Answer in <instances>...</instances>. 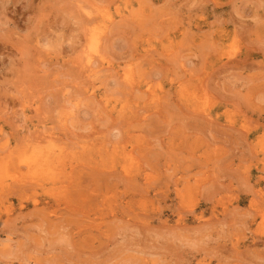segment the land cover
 <instances>
[{
    "label": "rangeland",
    "instance_id": "374dc122",
    "mask_svg": "<svg viewBox=\"0 0 264 264\" xmlns=\"http://www.w3.org/2000/svg\"><path fill=\"white\" fill-rule=\"evenodd\" d=\"M263 67L264 0H0V264H264Z\"/></svg>",
    "mask_w": 264,
    "mask_h": 264
},
{
    "label": "bare ground",
    "instance_id": "6f19581e",
    "mask_svg": "<svg viewBox=\"0 0 264 264\" xmlns=\"http://www.w3.org/2000/svg\"><path fill=\"white\" fill-rule=\"evenodd\" d=\"M102 17V16H101ZM104 18H105V16H104ZM107 19V18H106ZM99 20H100V18H99ZM127 20V19H126ZM104 21V20H103ZM102 22V21H101ZM100 21H98V24H100L101 23ZM119 22V21H118ZM122 22V21H121ZM132 22V21H131ZM167 22V21H166ZM104 23V22H103ZM120 23V22H119ZM111 26H112V24H110ZM114 25H116V24H114ZM100 26V25H99ZM104 26H105V23H104ZM104 26H102V27H104ZM108 27V26H107ZM92 29V28H91ZM102 29H105V28H102ZM101 31V28L100 27H98L97 26V28H94L93 30H92V34L90 33L91 32V30H90V34H91V37H90V35H89V37H87V38H89L88 40H89V43H90V45H87L86 46V49H88L87 51L89 52V51H91V49L94 47V48H96V41H98V39L96 40V37H98L97 35L99 34V32ZM104 35V34H103ZM103 37H105V36H103ZM87 41V40H86ZM99 42V41H98ZM89 46H93L92 48H90ZM97 49V48H96ZM92 51H93V49H92ZM91 51V53H93L94 51L96 52V50H94L93 52ZM150 51V50H149ZM150 53V52H149ZM156 53H157V51H156ZM261 55V54H260ZM167 57H169V56H167ZM227 57V56H226ZM88 60V59H87ZM89 61H87V63H88ZM244 65V64H243ZM224 66H226V65H224ZM224 66H222V67H224ZM257 66H259V65H257ZM141 68V67H140ZM238 68H239V66H238ZM264 68V67H263ZM262 70V69H261ZM130 71V70H129ZM263 71H264V69H263ZM261 72V71H260ZM129 73H131V72H129ZM128 73V74H129ZM140 73V72H139ZM127 73L126 74H124V75H127L128 77H130L129 75H128ZM262 74V73H261ZM264 75V74H263ZM131 76H133V75H131ZM130 78H132V77H130ZM264 78V77H263ZM262 78V79H263ZM129 79V78H128ZM133 79H134V77H133ZM198 81V80H197ZM204 81V80H203ZM207 85V84H206ZM186 86V85H185ZM131 88V87H130ZM188 90V89H187ZM208 91V90H207ZM146 95H148V93H145ZM151 94V93H150ZM209 95V94H208ZM165 96V95H164ZM144 97V96H143ZM167 97V96H166ZM165 97V98H166ZM154 98V97H153ZM146 99V98H145ZM169 99V98H168ZM161 106H162V104H161ZM130 109V108H129ZM142 113V112H141ZM148 113V112H147ZM193 114V113H192ZM204 114H206V113H204ZM212 114V113H211ZM210 115V114H209ZM201 116V115H200ZM205 117V116H204ZM193 118V117H192ZM207 118V117H206ZM209 118H211V117H209ZM45 143V142H44ZM151 145V144H150ZM149 150H150V148H149ZM53 152V151H52ZM61 152V151H60ZM48 155V154H47ZM43 156V153L42 154H40V155H38V157L36 158V157H32V159L30 160V161H25V167L27 168L26 170H30L32 173V176H35V179H37V178H42L43 177V175H44V173L48 170V163H50L51 162V158L52 157H54V155H55V157L57 158L58 157V155H56V154H54V152L53 153H50L49 154V156ZM54 157V158H55ZM53 160V159H52ZM62 159H59L58 161H61ZM61 164V163H60ZM46 167V169L47 170H44V168ZM124 171H126L125 169H124ZM38 175V176H37ZM47 176V175H46ZM48 179V178H47ZM35 181H39V180H35Z\"/></svg>",
    "mask_w": 264,
    "mask_h": 264
}]
</instances>
